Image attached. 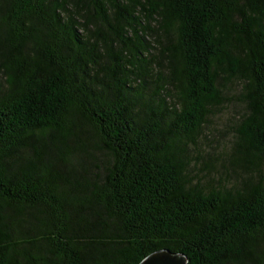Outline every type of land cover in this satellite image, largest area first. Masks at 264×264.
Here are the masks:
<instances>
[{
    "label": "trees",
    "instance_id": "trees-1",
    "mask_svg": "<svg viewBox=\"0 0 264 264\" xmlns=\"http://www.w3.org/2000/svg\"><path fill=\"white\" fill-rule=\"evenodd\" d=\"M160 249L264 264V0H0V264Z\"/></svg>",
    "mask_w": 264,
    "mask_h": 264
},
{
    "label": "rangeland",
    "instance_id": "rangeland-1",
    "mask_svg": "<svg viewBox=\"0 0 264 264\" xmlns=\"http://www.w3.org/2000/svg\"><path fill=\"white\" fill-rule=\"evenodd\" d=\"M227 96L229 97L231 95ZM231 100V103H228L222 111L211 117L208 124L202 129V136L198 145L202 156H195L200 177L205 175V167L208 164L215 167L216 170L219 169L221 164L223 166L225 165V172H228L230 169L228 167V159L220 155V150L232 138L235 121L240 114V110H242L240 104L234 99V96H232ZM209 177L216 179L217 175L210 173ZM224 177V174H222L221 178ZM201 180L203 181V179Z\"/></svg>",
    "mask_w": 264,
    "mask_h": 264
},
{
    "label": "water",
    "instance_id": "water-1",
    "mask_svg": "<svg viewBox=\"0 0 264 264\" xmlns=\"http://www.w3.org/2000/svg\"><path fill=\"white\" fill-rule=\"evenodd\" d=\"M184 257L177 253H171L167 249H160L150 253L138 264H185Z\"/></svg>",
    "mask_w": 264,
    "mask_h": 264
}]
</instances>
